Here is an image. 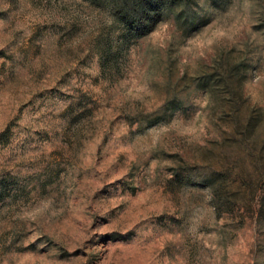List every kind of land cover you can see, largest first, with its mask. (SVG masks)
Here are the masks:
<instances>
[{
	"label": "rangeland",
	"instance_id": "1",
	"mask_svg": "<svg viewBox=\"0 0 264 264\" xmlns=\"http://www.w3.org/2000/svg\"><path fill=\"white\" fill-rule=\"evenodd\" d=\"M195 1L135 39L108 0H0V264H264V0ZM220 56L254 132L204 94Z\"/></svg>",
	"mask_w": 264,
	"mask_h": 264
},
{
	"label": "trees",
	"instance_id": "2",
	"mask_svg": "<svg viewBox=\"0 0 264 264\" xmlns=\"http://www.w3.org/2000/svg\"><path fill=\"white\" fill-rule=\"evenodd\" d=\"M113 9L118 12L124 25L127 36L135 39L143 38L152 32L159 20L167 14L180 21L186 27H193L197 23L196 14L193 11L195 0H108ZM191 11L193 13H191ZM221 61L219 62V60ZM218 69H214L210 77L203 80L201 87L204 93L212 97L217 104L222 117L233 120V124H244L246 130L254 132L253 112L246 114L243 118L242 111V80L241 74L246 75L249 67L244 59L232 64L228 58L220 56ZM214 61V63H216ZM215 68V67H214ZM242 77V76H241ZM187 95V94H186ZM186 97H181L180 93H171L162 104V112L150 121V125L161 120L168 119L175 112L184 108ZM254 136V134H253ZM258 136L255 135L254 141ZM264 144V143H263ZM263 148V147H262Z\"/></svg>",
	"mask_w": 264,
	"mask_h": 264
}]
</instances>
